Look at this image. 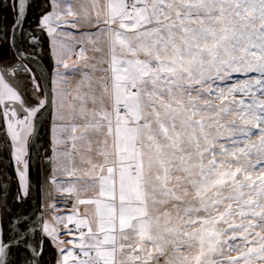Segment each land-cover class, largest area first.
Listing matches in <instances>:
<instances>
[{
	"label": "snow or ice",
	"instance_id": "snow-or-ice-1",
	"mask_svg": "<svg viewBox=\"0 0 264 264\" xmlns=\"http://www.w3.org/2000/svg\"><path fill=\"white\" fill-rule=\"evenodd\" d=\"M30 4L10 0L11 24L0 16V41L11 38L17 58L25 56L17 39H36L24 29ZM54 7L37 27L46 28L55 42L61 25L75 30L81 20L93 23L97 32L82 35L92 44L107 45V59L98 63L108 66L91 65L93 72L106 75L96 79L83 72L73 97L77 106L67 103L68 90L61 87L64 74L57 73L53 99H40L35 91L39 85H34L36 102L25 109L23 119H13L15 108L3 115L9 117L7 132L22 196L29 193L28 138L38 131V113L42 115L45 104L55 105V143L71 141V150L61 153L65 157L77 152L78 141L92 153L90 136L103 137L97 152L102 162L88 159L84 173L88 183L82 191L95 188L94 197L80 199L75 185L64 189L77 193V204L94 205V217L75 219L78 212L73 211L55 218L68 235L73 234L68 225L80 229V243L74 244L75 237L68 243L79 247L81 259L61 246L66 243L61 230L45 222L46 211L38 216L19 212L7 220L0 216V264H43L46 243H54L59 252L55 264H69L70 257L74 264H151L169 249L166 264H217L212 257L223 255L225 244L239 253L227 256L228 264L264 262V232L255 230L264 228V0H84L78 9L71 0H64L63 7L57 0ZM63 39L58 57L70 52ZM78 58L87 60L83 47ZM57 63L69 68L66 61ZM20 68L31 71L17 63L15 69ZM15 69L0 66V103L23 106L29 103L24 89L6 80ZM234 73L258 75L227 89L217 84ZM238 92L250 102L236 99ZM213 94L219 103L205 98ZM233 114L239 124L237 119L221 123ZM221 128L228 132L231 147L220 144L217 152ZM253 128L259 130L258 143L251 140ZM237 135L245 139L237 140ZM257 165L260 174L254 175ZM75 173L73 169L69 175ZM130 239L135 243H127ZM238 239L243 247L230 243ZM185 249L198 252L186 255Z\"/></svg>",
	"mask_w": 264,
	"mask_h": 264
},
{
	"label": "rangeland",
	"instance_id": "rangeland-1",
	"mask_svg": "<svg viewBox=\"0 0 264 264\" xmlns=\"http://www.w3.org/2000/svg\"><path fill=\"white\" fill-rule=\"evenodd\" d=\"M2 1V0H0ZM48 2V0H45ZM53 1V0H52ZM51 1V3H52ZM74 1L76 3V5L74 8L78 9L79 5L81 3H84V0H71V2ZM101 2L103 3V0H101ZM64 5L61 4V7H63ZM55 10V8H54ZM46 13H42L41 17L43 15H45ZM68 20H71L72 17H67ZM41 20V18H40ZM64 28H66L69 33L72 34V39L70 40V46L72 47V45H75V49H79L81 47H83L85 49V55L87 57V60H80L78 62V73H79V81H77V84L72 83L70 85V88L72 89L73 87L74 90L72 91L73 93V97L75 96V90L77 89V86L79 84V82L82 79L83 76V72H88L90 75L94 76V78L98 79L101 76L106 75L105 73L97 70L95 72H93L91 65L95 64L97 69L100 68H106L108 65L105 63L103 65L99 64L98 61L100 59H107V45L103 42L98 41L96 44H92L89 42V37L82 35V33H95L97 32V28L94 26L93 23L90 22H86L84 20H81L79 22V24L77 25V28L74 30L70 25H63ZM100 27H103V24L100 25ZM60 31V28L58 29ZM57 30V31H58ZM79 32V33H77ZM75 34V35H74ZM79 34V35H78ZM60 39V37H59ZM93 39H95V37H93ZM100 47L102 48L104 51L103 52H97L95 51V48ZM7 60L9 59V62H13L15 60H17V57L12 56L10 58V52H8L7 54ZM88 64L89 67L88 68H84V65ZM33 66V65H32ZM34 67V66H33ZM35 68V67H34ZM32 68V69H34ZM29 69H31V67L29 66ZM36 69V68H35ZM57 70V62H54V71ZM69 72L72 71L71 66H69V68L67 69ZM257 73H248V74H244V73H234L232 74L230 79H227L225 81H217V84H219L221 87H224L225 89H227V87L231 86L232 84L236 83L237 81H243L245 79H248L252 76H257ZM26 78V79H25ZM33 81L30 82L29 80ZM14 80V82H13ZM9 83L13 84V86L17 87V90L20 89H24V93L23 95H25V97L28 99L29 103L25 104L27 106V108L31 105H34L36 102V96H39L40 99H45L46 98V93H45V89L42 86L43 84L41 83V81H39L38 79L35 80L31 77H27L26 75H16L13 78H11L10 80H8ZM34 85H39L38 89H35L36 91V96L33 95V91H34ZM236 99H241L244 98L246 102H250V99L248 97H243L241 93H236ZM257 95L259 96L260 94L257 93ZM72 97V99H73ZM207 99H212L213 103H219L218 100L215 99V94H213V97H205ZM264 98V97H262ZM74 100V99H73ZM77 104H79V101L74 100ZM18 106H21L18 103ZM24 107V105H23ZM89 107H91V105H89ZM26 108V109H27ZM52 110V109H51ZM48 113V115L46 116V121H47V125L44 126V146H43V150H42V155H41V161H42V167H44L43 169V173H42V211H46V215L44 217L45 222H48L50 224H54L55 226H57L60 230H61V235L60 237H65L66 241V245L64 246V248L73 251L74 255L83 259V254L81 252V250L79 249V247H74L73 243H68V241L73 240V237H75L74 240V244L78 245L80 243L79 241V236H74V235H79V231L80 229H76L74 224L72 225L73 228V234L72 235H68L64 230H63V225H60L56 222L55 218L56 217H60V216H64L66 215L67 212H62L64 211L68 205L64 204V202H66L67 200V204H76L77 207V212H78V216H80V219H84V218H88L90 220H93L94 217V212H95V206L91 205V204H77V193H69V192H64V188H62V190H58L59 188L57 187H53L54 183H56L57 181V176L56 174H54L55 176L53 177V164H52V158L56 157V151L59 150V152H65L66 151V147L69 148L71 150V145H64V143L62 144V149H60V146L57 145L55 143V137H56V131H55V124L53 125V121L51 120L54 115H55V111L52 110ZM27 115V112L24 115H20V118L17 119H23V117ZM67 116L70 117L69 113L67 114ZM16 119V118H13ZM232 119H237V122L239 124V119L236 115H229V116H225L223 118H221V123H227V121L232 120ZM70 123V118L69 121ZM76 123H83V121L77 119ZM52 125H53V131H52ZM210 131H212L213 133L216 132V129H211ZM220 132L224 133L223 138L219 139L218 141H216L217 144V152L219 151V145L220 144H224L228 147H231V141L229 139V134L228 132L224 129L221 128L219 129ZM50 133V134H49ZM252 137L251 140L252 142H256L258 143V137H259V130L256 128L252 129ZM90 139L93 140V151L92 153H87L86 151V145L84 144V142H77V152L75 153V157H76V161L78 164V168L74 167L73 169L76 170L75 176H72L73 179H75L77 182L76 183H69L68 187H66L65 189L71 187L72 185H75L77 192L79 194V198L80 199H90L93 198L95 195V188H93L91 191H89L88 193H84L82 191V188L88 183L87 177L84 176V173L88 170L89 165L87 164V160L91 159L93 163H100L102 162V158L100 156L97 155V152L99 150L100 147H102V140L103 137L102 136H97L95 134L90 136ZM235 139L237 140H244L245 138L243 136L237 135L235 137ZM99 141V143H98ZM29 142H30V137L28 138V148H27V156L25 157V161L28 164V157H29ZM109 143H111V141L109 140ZM239 146H243V144H240ZM45 148V149H44ZM48 148H49V152H48ZM14 152V150H13ZM81 155L84 156V160L85 162L81 161ZM50 158V161L46 160ZM255 155H253L251 157V159L255 160ZM229 159H231V157H229ZM14 160V158H13ZM15 162V160H14ZM46 163V164H45ZM246 163V159L245 158H241V164ZM22 167V165H21ZM260 165L256 166V169L254 171V175H259L260 174ZM72 169V170H73ZM18 173V170H17ZM19 176V173H18ZM68 176V174H67ZM27 179H28V168H27ZM53 185V186H52ZM23 188V186H22ZM55 206L54 208L52 206ZM221 211H223V207H221ZM73 212H69L70 215ZM200 214L205 215V213L201 212ZM78 218L77 216L75 217V219ZM236 221L239 222V217H236ZM221 227H225L224 225H221ZM85 233L87 232V228L84 227L82 229ZM93 230L95 231V223L93 222ZM256 231H261L264 232V228L262 227H258L255 229ZM63 233H65L63 235ZM230 234V233H229ZM128 235L130 237L134 236L133 233L129 232ZM51 239V238H49ZM85 242H88V237H85ZM127 243H135V241L133 239H130L129 241H127ZM230 243H232L233 245L239 244L241 247H243V241L241 240H236V241H230ZM50 247L48 246V244L46 243L45 248ZM71 249H70V248ZM146 247L151 249L152 245L150 243H146ZM52 249L54 253L51 252H44L43 256L41 257L43 264H55V260L59 257V252L55 249V245L52 244ZM223 255H220L219 253L215 254L212 259H214L217 264H228V261L226 259L227 256H237L239 253L238 251L233 248L232 250H229L228 245L225 244L223 245ZM185 254L187 255L189 251L192 252H198V249H185ZM76 253V254H75ZM126 255L127 250H126ZM139 255H141L143 257V253H137ZM171 254V250H167V254L166 255H159L157 256L155 259H153L151 261V264H166V261L168 259V257ZM69 264H74L73 259L70 257L69 258ZM242 264V262H241Z\"/></svg>",
	"mask_w": 264,
	"mask_h": 264
},
{
	"label": "water",
	"instance_id": "water-1",
	"mask_svg": "<svg viewBox=\"0 0 264 264\" xmlns=\"http://www.w3.org/2000/svg\"><path fill=\"white\" fill-rule=\"evenodd\" d=\"M17 46L21 50H25L22 41H20L19 38L17 39ZM23 59L31 63L39 72L45 89L46 98L51 99L50 75L41 59L37 55L28 53L27 51H25ZM50 110L51 105L45 104V107L41 109L42 115L38 113V131L31 136L29 142V193L27 196H22L17 173L14 171L13 163H10L12 162V159L11 157L9 159L6 158V152H9L12 149L10 147V142L8 143L9 138L0 106V187H8L5 188L4 192L0 193V215L6 220L14 219L15 214L19 212H24L28 215L36 214L37 216L42 212L43 169L41 155L44 144V121ZM4 170L6 171V179H3L1 174ZM18 196L22 198L18 200Z\"/></svg>",
	"mask_w": 264,
	"mask_h": 264
},
{
	"label": "bare ground",
	"instance_id": "bare-ground-1",
	"mask_svg": "<svg viewBox=\"0 0 264 264\" xmlns=\"http://www.w3.org/2000/svg\"><path fill=\"white\" fill-rule=\"evenodd\" d=\"M2 1H4V2H6L8 5H9V3H10V0H2ZM51 1L52 0H48V2L47 1H45V0H31V4H30V7H29V9H28V13H27V18L28 19H30V20H33V21H35L36 23H39L40 22V18H41V15H42V13H46V14H48V13H50V12H52V11H54V5H55V3L57 2V0H53L52 1V3H51ZM59 2L62 4V5H64V0H59ZM72 4H73V6L75 7V6H78V5H76V3L74 2V1H72ZM6 23H9V20L7 19L6 21H5ZM58 33L60 34V40L57 42V44H56V50H57V53L60 51V43H61V40L63 39V38H65L66 37V39H63V42L64 43H66L67 44V46H68V48L70 49V52H68V53H65L64 55H62V56H59L58 57V55H57V53H56V55H55V60H56V62H57V60L58 59H61V60H63V61H66L68 64H69V66L74 62V61H76V62H79L80 61V59L78 58V53H79V49H75L74 47H75V45L73 44L72 45V47L70 46V40L72 39V34L71 33H69V31L66 29V28H64V27H60V31L58 30ZM77 33H79V32H77ZM75 35V34H74ZM79 35V34H78ZM14 48V50L16 49L15 47H13ZM35 55V54H34ZM39 57V56H38ZM40 58V57H39ZM23 61H25V62H27L28 64H30L31 66H32V64L31 63H29L27 60H25V59H23ZM42 61V60H41ZM43 62V61H42ZM44 64V63H43ZM45 65V64H44ZM46 67V66H45ZM47 68V67H46ZM48 70V69H47ZM37 71V70H36ZM37 73H38V75H39V72L37 71ZM57 73H62V74H64V80L66 81L64 84H62L61 85V87H63V88H65L66 90H68V96H67V103H69V104H75V105H79V104H77L73 99H72V97H73V93H72V91L74 90V88L75 87H73L72 89L70 88V85L72 84V83H75V84H77V81H79V73H76V72H69L67 69H64L63 68V66H62V64H58L57 63V70H55V75H54V79H53V82L51 83V99H53L54 98V96H55V90H56V81H57V79H58V76H57ZM39 77H40V75H39ZM40 79H41V77H40ZM50 80H51V78H50ZM41 82H42V79H41ZM43 83V82H42ZM44 87V86H43ZM2 103H0V106H1V110H2V113L4 112V110H3V107H2V105H1ZM8 106L10 107V108H15L16 110H17V113L18 114H20V115H24L25 113H26V108L25 107H23V106H18V102H16V103H14V104H8ZM54 107H55V105L54 104H52L51 105V109L52 110H54ZM51 110V111H52ZM67 114L68 113H66V116H67ZM3 117H4V122H5V126H6V130H7V120H6V118H5V116L3 115ZM70 118V117H69ZM69 118L68 119H66L65 120V124H68L69 122ZM46 119V118H45ZM54 123H53V125L55 124H57L58 123V121L56 120V116L54 115V117L51 119ZM46 121V120H45ZM45 121H44V126H45ZM53 125H52V131H53ZM50 134V133H49ZM7 135H8V138H9V140H8V143L10 142V147H11V149L12 150H10L9 152H6V158L7 159H9L10 157H11V159H12V162H10V163H13V167H14V171H15V173H17V166H16V164H15V162H14V160H13V158H14V152H13V150H14V145L12 144V142H11V135H10V133H8L7 132ZM30 138H31V136H30ZM64 145H71V141H68L67 143H64ZM44 146V145H43ZM60 146V148H62V144H60L59 145ZM0 148H1V146H0ZM45 149V148H44ZM52 160H53V158H52ZM42 169H43V167H42ZM10 171H12V170H10ZM6 171L4 170V171H2V178L3 179H6V173H5ZM17 176H18V173H17ZM18 180H19V184H20V189H21V193H23V188H22V184H21V182H20V179H19V176H18ZM5 188H8V187H0V193L1 192H4L5 191ZM0 214H1V211H0ZM200 215H202V214H200ZM1 216V215H0ZM68 227L69 228H71L72 230H73V228H72V225H68ZM49 246V245H48ZM44 252H51V253H54L53 252V249H52V245L50 246V247H47V248H45V251Z\"/></svg>",
	"mask_w": 264,
	"mask_h": 264
},
{
	"label": "flooded vegetation",
	"instance_id": "flooded-vegetation-1",
	"mask_svg": "<svg viewBox=\"0 0 264 264\" xmlns=\"http://www.w3.org/2000/svg\"><path fill=\"white\" fill-rule=\"evenodd\" d=\"M13 14L14 13L11 7L6 2L0 1V16L7 17V19L9 20L8 24H11ZM37 25L38 23L27 18V21L24 24L25 32L29 34V36L35 35L36 39L35 41H31V40L22 41V45L25 51L31 54H35L40 57V59L43 61V63L48 69V72L51 78V83H52L54 79V75H55L54 62L56 61L55 55L57 53V50H56L57 40L54 42L53 37L49 35L47 29L44 28L42 25L40 27H37ZM61 27H63V25H61ZM8 52H10V58L12 56L16 57L15 56L16 49L14 50L12 46L11 38L9 39L8 43H3L2 41H0V66H5L8 69H15V65L17 63H22L23 65L26 66L27 69H29V66H30L31 71L29 72L25 68L15 69L14 72L10 71L8 73V75L6 76V80H10L11 78L14 79L16 75H26L27 74V77H31L35 80L38 79L39 81H41L36 69L30 64H28L27 62L23 61V58H17V60L13 62H9V59L7 60V55H6ZM29 81L33 82L31 80ZM10 103L14 104L11 101H5L1 104L4 111L10 108L8 106V104ZM24 107L27 108L26 105H24ZM5 118L8 122L9 117L5 116ZM14 118L16 119L20 118L19 114L17 113V117H14ZM45 125H47V121H45Z\"/></svg>",
	"mask_w": 264,
	"mask_h": 264
},
{
	"label": "crops",
	"instance_id": "crops-1",
	"mask_svg": "<svg viewBox=\"0 0 264 264\" xmlns=\"http://www.w3.org/2000/svg\"><path fill=\"white\" fill-rule=\"evenodd\" d=\"M58 41H59V39H57V42ZM70 66L72 68L71 72L78 73V70L80 68V66L78 68V62L74 61ZM73 66H75V67H73ZM60 149H62V148H60ZM69 150L70 149L66 147V151H69ZM61 153H63V152H59V150H57L56 151V157L53 158V160H52L53 161L52 162V164H53V169H52L53 177L55 176L54 174H56V176H57V180H56L57 182L54 183V186L53 185L52 186L59 188L58 190H62V188L65 189L66 187H68L69 183H72V182L76 183L77 182L75 179H73V177L71 175H69V172H71L74 167L78 168L75 153H73L72 158L65 157ZM67 174H68V176H67ZM67 203L68 202L66 200V202H64V204L68 205V207L64 211H62V212H67L66 215H64V216H67V214H69V212L76 211L77 207H78L76 204L71 205V204H67ZM77 217L78 218H76V219H80V216H77ZM64 234L65 233H63V235ZM74 236H79V235H74ZM60 239L65 240V237H60ZM66 244L67 243H65L64 245H61V246L64 247Z\"/></svg>",
	"mask_w": 264,
	"mask_h": 264
},
{
	"label": "trees",
	"instance_id": "trees-1",
	"mask_svg": "<svg viewBox=\"0 0 264 264\" xmlns=\"http://www.w3.org/2000/svg\"><path fill=\"white\" fill-rule=\"evenodd\" d=\"M48 152H49V148H48ZM46 160L50 161V158H48V159H46ZM45 164H46V163H45ZM43 169H44V167H43ZM168 209H169V210H172V209H171V205L168 206ZM172 211H173V215H175L174 210H172ZM257 264H264V262H257Z\"/></svg>",
	"mask_w": 264,
	"mask_h": 264
}]
</instances>
